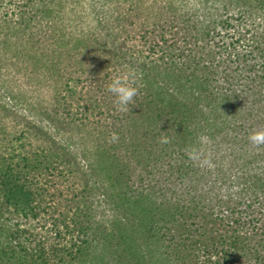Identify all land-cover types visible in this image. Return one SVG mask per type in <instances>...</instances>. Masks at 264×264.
<instances>
[{
	"label": "trees",
	"instance_id": "1",
	"mask_svg": "<svg viewBox=\"0 0 264 264\" xmlns=\"http://www.w3.org/2000/svg\"><path fill=\"white\" fill-rule=\"evenodd\" d=\"M167 1L206 24L185 15L184 38L105 60L80 119L6 108L0 264H264V146L248 141L264 130V0ZM55 2L0 0V25L13 3L24 37L50 38ZM123 74L139 89L126 112L107 91Z\"/></svg>",
	"mask_w": 264,
	"mask_h": 264
},
{
	"label": "rangeland",
	"instance_id": "2",
	"mask_svg": "<svg viewBox=\"0 0 264 264\" xmlns=\"http://www.w3.org/2000/svg\"><path fill=\"white\" fill-rule=\"evenodd\" d=\"M166 1L56 0L49 17L55 31L50 38L41 33L24 37L26 27L15 22L19 11L12 3L9 13L15 20L0 25V124L13 104L43 111L67 104L80 119L90 100L89 78L106 72L105 60H115L123 48L146 54L153 38H184L173 34L185 15H194V3L186 9L180 4L166 8ZM196 9L193 19L206 24V15ZM4 134L0 128V140Z\"/></svg>",
	"mask_w": 264,
	"mask_h": 264
},
{
	"label": "clouds",
	"instance_id": "3",
	"mask_svg": "<svg viewBox=\"0 0 264 264\" xmlns=\"http://www.w3.org/2000/svg\"><path fill=\"white\" fill-rule=\"evenodd\" d=\"M134 82H130L129 75H117L108 84L107 91L111 93L114 97V104L118 111L126 112L128 110V105L133 103L134 98L139 94V89L133 86ZM199 142L201 144L209 143V138L207 136H200ZM119 135L117 133H112L109 142H118ZM248 141L251 146L255 148H260L264 146V130H254L248 136ZM160 143H170L167 136H161ZM189 158H195L197 155V149L192 148L188 152Z\"/></svg>",
	"mask_w": 264,
	"mask_h": 264
}]
</instances>
